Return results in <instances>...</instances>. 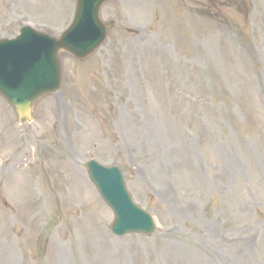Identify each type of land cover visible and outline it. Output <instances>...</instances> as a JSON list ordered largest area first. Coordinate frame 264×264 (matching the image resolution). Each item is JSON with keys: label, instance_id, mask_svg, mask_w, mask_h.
Wrapping results in <instances>:
<instances>
[{"label": "rangeland", "instance_id": "1", "mask_svg": "<svg viewBox=\"0 0 264 264\" xmlns=\"http://www.w3.org/2000/svg\"><path fill=\"white\" fill-rule=\"evenodd\" d=\"M76 0H0V39L58 37ZM92 57L20 125L0 97V264H264V0H111ZM91 159L152 236L112 233Z\"/></svg>", "mask_w": 264, "mask_h": 264}, {"label": "water", "instance_id": "2", "mask_svg": "<svg viewBox=\"0 0 264 264\" xmlns=\"http://www.w3.org/2000/svg\"><path fill=\"white\" fill-rule=\"evenodd\" d=\"M108 1L77 0L74 22L59 38L25 27L16 39L0 41V95L14 107L22 123L29 120L40 99L59 92L61 52L84 60L103 44L107 31L100 11ZM86 167L115 214L113 232L116 235L155 233L152 218L133 204L118 168H107L96 161H90Z\"/></svg>", "mask_w": 264, "mask_h": 264}]
</instances>
